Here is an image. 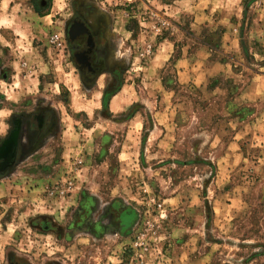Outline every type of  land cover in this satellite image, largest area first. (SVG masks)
I'll list each match as a JSON object with an SVG mask.
<instances>
[{"label": "rangeland", "instance_id": "1", "mask_svg": "<svg viewBox=\"0 0 264 264\" xmlns=\"http://www.w3.org/2000/svg\"><path fill=\"white\" fill-rule=\"evenodd\" d=\"M0 264H264V0H0Z\"/></svg>", "mask_w": 264, "mask_h": 264}, {"label": "built area", "instance_id": "2", "mask_svg": "<svg viewBox=\"0 0 264 264\" xmlns=\"http://www.w3.org/2000/svg\"><path fill=\"white\" fill-rule=\"evenodd\" d=\"M55 38H56V36H55ZM157 207H158L159 211H162V205L161 204H158Z\"/></svg>", "mask_w": 264, "mask_h": 264}, {"label": "trees", "instance_id": "3", "mask_svg": "<svg viewBox=\"0 0 264 264\" xmlns=\"http://www.w3.org/2000/svg\"><path fill=\"white\" fill-rule=\"evenodd\" d=\"M32 6H33L34 10H36V9H37V8H36V6H35L34 4H32Z\"/></svg>", "mask_w": 264, "mask_h": 264}]
</instances>
